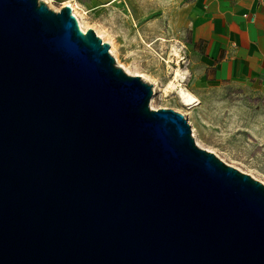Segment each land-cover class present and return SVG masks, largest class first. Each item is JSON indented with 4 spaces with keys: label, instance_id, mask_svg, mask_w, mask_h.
<instances>
[{
    "label": "water",
    "instance_id": "obj_1",
    "mask_svg": "<svg viewBox=\"0 0 264 264\" xmlns=\"http://www.w3.org/2000/svg\"><path fill=\"white\" fill-rule=\"evenodd\" d=\"M151 97L69 5L0 0V264H264V185Z\"/></svg>",
    "mask_w": 264,
    "mask_h": 264
},
{
    "label": "rangeland",
    "instance_id": "obj_2",
    "mask_svg": "<svg viewBox=\"0 0 264 264\" xmlns=\"http://www.w3.org/2000/svg\"><path fill=\"white\" fill-rule=\"evenodd\" d=\"M184 4V0H119L87 9L85 22L109 45V53L114 45L116 54L110 55L118 67L152 85L150 109L181 114L199 148L264 185V93L253 85H213L203 80L199 61L188 46ZM48 8L56 11L58 5ZM177 72L182 76L175 80ZM181 87L197 100L195 107L180 103L176 91Z\"/></svg>",
    "mask_w": 264,
    "mask_h": 264
},
{
    "label": "crops",
    "instance_id": "obj_3",
    "mask_svg": "<svg viewBox=\"0 0 264 264\" xmlns=\"http://www.w3.org/2000/svg\"><path fill=\"white\" fill-rule=\"evenodd\" d=\"M85 10L119 0H53ZM188 46L204 81L253 85L264 93V0H184Z\"/></svg>",
    "mask_w": 264,
    "mask_h": 264
},
{
    "label": "bare ground",
    "instance_id": "obj_4",
    "mask_svg": "<svg viewBox=\"0 0 264 264\" xmlns=\"http://www.w3.org/2000/svg\"><path fill=\"white\" fill-rule=\"evenodd\" d=\"M44 1L45 3H47L48 5L50 4V0H42ZM71 2V1H70ZM70 2H66L64 3V6L65 5H69V7L72 8V13L74 14V16L77 18V22H78V25H79V28L81 29V31L85 32L87 29H89L87 27V22H85V19L87 17V12L86 10L80 6L78 3L74 2V3H70ZM97 33V31H96ZM165 41V40H164ZM164 43V42H163ZM111 45V50H110V53L112 55L116 54L115 53V48H114V45L113 44H110ZM150 47V45H148ZM175 51V50H174ZM138 75V74H137ZM176 78H180L179 76H182L180 75L179 72H177L176 74ZM175 85L174 84H171L170 85V88L174 89ZM176 90V89H175ZM177 92V95H178V98L180 100V103L186 107H189V108H193L195 107L197 104V100L191 95L189 94L188 92H186L184 89H182V87L176 91Z\"/></svg>",
    "mask_w": 264,
    "mask_h": 264
},
{
    "label": "built area",
    "instance_id": "obj_5",
    "mask_svg": "<svg viewBox=\"0 0 264 264\" xmlns=\"http://www.w3.org/2000/svg\"><path fill=\"white\" fill-rule=\"evenodd\" d=\"M44 2V1H43ZM47 6H48V4L47 3H45ZM50 4H56L55 3V1H53V0H50ZM58 5V8H57V10L56 11H58L63 5H59V4H57ZM71 8V7H70ZM71 11H72V8H71ZM73 14V13H72ZM74 15V14H73ZM76 18V17H75ZM77 19V18H76Z\"/></svg>",
    "mask_w": 264,
    "mask_h": 264
}]
</instances>
